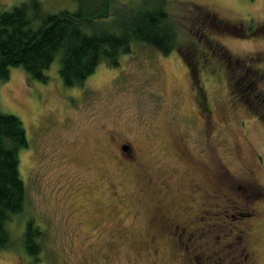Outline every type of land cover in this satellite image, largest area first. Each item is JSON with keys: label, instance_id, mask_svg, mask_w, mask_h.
Returning <instances> with one entry per match:
<instances>
[{"label": "rangeland", "instance_id": "374dc122", "mask_svg": "<svg viewBox=\"0 0 264 264\" xmlns=\"http://www.w3.org/2000/svg\"><path fill=\"white\" fill-rule=\"evenodd\" d=\"M40 1L46 12L78 7ZM199 5L220 24L197 32ZM168 10L178 30L169 54L133 41L79 86L64 85L59 57L46 80L13 66L0 81V111L28 138L18 152L26 205L7 223L0 264H264V118L243 98L264 96V0H168ZM220 46L256 71L227 69ZM29 217L42 230L34 256L23 247Z\"/></svg>", "mask_w": 264, "mask_h": 264}, {"label": "trees", "instance_id": "16d2710c", "mask_svg": "<svg viewBox=\"0 0 264 264\" xmlns=\"http://www.w3.org/2000/svg\"><path fill=\"white\" fill-rule=\"evenodd\" d=\"M74 1L77 9L55 13L46 12L40 0H27L10 9H0V81L9 78L13 66H23L32 77L46 80L45 69L59 57V73L64 85L79 86L101 62L117 66L120 55L131 51L133 41L164 54H169L177 45L178 30L170 17L168 0H136L119 5L115 0V6L114 0ZM197 7L202 17L200 22H194L197 32L205 31L204 20L220 24L221 21L202 5ZM238 34L245 36L243 29ZM188 44L184 48L186 53L182 50L180 53L192 69L195 49ZM218 48L222 50L218 56L227 69L238 64L245 67L247 75L249 71H256L246 60L234 57L222 46ZM259 58L263 59L264 54ZM191 72L194 75L195 69ZM245 86L251 88L253 82L247 80ZM244 94V102L264 118V96L255 99L247 97V92ZM27 146L21 119L0 111V252L11 243L7 223L15 214H22L26 205L27 189L19 171L18 152ZM231 215L236 218L238 214ZM41 232L40 226L29 217L23 234V247L28 254L34 256L41 251ZM242 262L239 259L235 264Z\"/></svg>", "mask_w": 264, "mask_h": 264}, {"label": "flooded vegetation", "instance_id": "af4514ba", "mask_svg": "<svg viewBox=\"0 0 264 264\" xmlns=\"http://www.w3.org/2000/svg\"><path fill=\"white\" fill-rule=\"evenodd\" d=\"M126 148V147H124ZM131 148V147H130ZM155 214H159V213H155ZM157 219H159L161 221V223L165 224L164 226H168L169 223H171V219H168L166 217V215H163V214H160L159 216H156ZM173 221V220H172ZM175 231V230H174ZM173 231V232H174ZM241 240V238H240ZM242 242V241H241ZM238 243V241H236V244ZM249 252V251H248ZM255 258V251L254 250H251L249 253H248V258ZM218 260L216 262H220L222 259L221 258H217ZM253 264H256L255 263V260H254V263Z\"/></svg>", "mask_w": 264, "mask_h": 264}]
</instances>
